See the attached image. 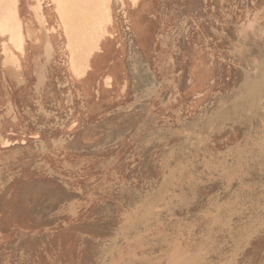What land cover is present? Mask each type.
<instances>
[{
  "label": "rangeland",
  "instance_id": "374dc122",
  "mask_svg": "<svg viewBox=\"0 0 264 264\" xmlns=\"http://www.w3.org/2000/svg\"><path fill=\"white\" fill-rule=\"evenodd\" d=\"M54 2L0 0V264H264V0Z\"/></svg>",
  "mask_w": 264,
  "mask_h": 264
},
{
  "label": "bare ground",
  "instance_id": "6f19581e",
  "mask_svg": "<svg viewBox=\"0 0 264 264\" xmlns=\"http://www.w3.org/2000/svg\"><path fill=\"white\" fill-rule=\"evenodd\" d=\"M69 5H70V2H68V0H57V2H54L55 13L60 20V24H61V28H62L63 33L67 32L69 30V22L70 21H69L68 16L65 14ZM8 11H10V10H8ZM36 12L38 14V17L43 19L44 22L47 21L46 16L42 13V7H41L40 2L36 6ZM53 28L56 29L55 26ZM7 33L10 36L9 41L13 44V46L18 51H23L22 41L24 40V31H23V26L20 24V22L17 19L15 10L13 12L11 10L10 15L5 16L3 21H0V34L5 35ZM70 47H71V44L66 45V48H67L69 55L71 54V51L69 49ZM43 50H44L45 57L47 58V60H49L52 57L53 51H54L53 45L49 40L44 41ZM11 60H13V63L17 64V60L15 57H12ZM43 68H45V67L42 66V69ZM263 73H262V75H264ZM39 74H40V77L42 78V82H43L44 78L46 76L44 73V69L40 70ZM257 87H258V85H257ZM6 141H8V140H6ZM6 143H8V142H6Z\"/></svg>",
  "mask_w": 264,
  "mask_h": 264
}]
</instances>
